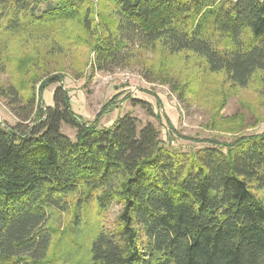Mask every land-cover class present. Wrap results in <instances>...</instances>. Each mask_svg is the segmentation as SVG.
Instances as JSON below:
<instances>
[{
    "label": "trees",
    "instance_id": "1",
    "mask_svg": "<svg viewBox=\"0 0 264 264\" xmlns=\"http://www.w3.org/2000/svg\"><path fill=\"white\" fill-rule=\"evenodd\" d=\"M71 22L94 38L98 70L159 43L194 53L233 86L264 80V0H0V32ZM52 82V105L0 88L10 105L23 102L18 122L0 123V264L67 262L81 228L94 226L91 203L119 209L111 228L96 226L85 264H264V131L177 152L130 113L99 126L110 102L84 120ZM130 100L156 118L149 102ZM71 203L74 225L54 248L48 221Z\"/></svg>",
    "mask_w": 264,
    "mask_h": 264
},
{
    "label": "rangeland",
    "instance_id": "2",
    "mask_svg": "<svg viewBox=\"0 0 264 264\" xmlns=\"http://www.w3.org/2000/svg\"><path fill=\"white\" fill-rule=\"evenodd\" d=\"M92 1L96 7L97 0ZM93 41L75 22L61 28L39 25L16 33L0 32V88L15 86L23 97L33 95L36 103L52 105L56 83L51 79L56 77L67 91L73 111L84 120L92 121L110 102L111 110L100 114L99 126H109L118 116L130 113L141 124L152 122L164 144L177 152L264 131V80L259 73L246 86H233L223 72L209 71L194 53H169L159 43L149 49L131 46L129 59L98 70L91 50ZM131 98L149 102L156 118L134 106ZM22 103L10 105V99L0 94V123L18 122L16 110ZM62 132L74 135L67 125L62 126ZM96 209L95 203L89 204L85 219L94 226L81 228L79 245L62 264L87 262L96 228H111L119 206L112 205L103 213ZM74 213L72 203L67 211L52 213L48 221L53 229L52 247H58L61 233L73 223Z\"/></svg>",
    "mask_w": 264,
    "mask_h": 264
},
{
    "label": "crops",
    "instance_id": "3",
    "mask_svg": "<svg viewBox=\"0 0 264 264\" xmlns=\"http://www.w3.org/2000/svg\"><path fill=\"white\" fill-rule=\"evenodd\" d=\"M75 112V111H74Z\"/></svg>",
    "mask_w": 264,
    "mask_h": 264
}]
</instances>
